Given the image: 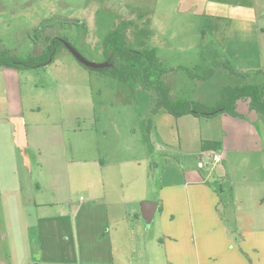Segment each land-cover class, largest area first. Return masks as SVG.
I'll use <instances>...</instances> for the list:
<instances>
[{
  "label": "crops",
  "instance_id": "1",
  "mask_svg": "<svg viewBox=\"0 0 264 264\" xmlns=\"http://www.w3.org/2000/svg\"><path fill=\"white\" fill-rule=\"evenodd\" d=\"M208 1L214 13L200 29L216 34L222 57L240 58L242 71L264 70V0ZM247 28L257 39L256 63L242 45L228 51L226 34ZM0 70L6 99L0 128L10 131H0V264H264V116L248 100L237 103L241 117L176 118L166 111L155 117V95L137 88L149 104L140 130L100 123L106 140L99 153L89 102L85 116L75 111L55 120V111L45 116L41 106H24L19 71ZM75 95L80 92L66 94ZM160 117L178 126V134L163 137L155 123ZM80 119L89 125L79 129ZM204 142L217 149L203 150ZM125 143L134 145L136 171L102 170ZM215 152L223 156L220 166L200 169ZM33 157L38 180L27 170L25 188L17 165L23 159L28 166ZM156 158H172L182 170L167 169L156 182L150 171Z\"/></svg>",
  "mask_w": 264,
  "mask_h": 264
},
{
  "label": "rangeland",
  "instance_id": "2",
  "mask_svg": "<svg viewBox=\"0 0 264 264\" xmlns=\"http://www.w3.org/2000/svg\"><path fill=\"white\" fill-rule=\"evenodd\" d=\"M207 1L0 0V50L6 49L19 58H26L43 53L48 45L45 37H63L89 61L103 63L107 59L104 52L106 37L114 30H121L126 33L130 47L155 51L166 69L175 70L167 78V83L169 86L172 85L171 89L174 93H182L183 86H187L191 89L187 91L189 94H186L187 98L184 99L199 97L209 106H214L216 99L219 101L221 98L219 91L221 84L225 81L224 76H218L211 82L195 83L183 70H179L186 68L205 71L222 57L216 34L211 31L202 32L200 29L202 23L206 24L212 19L211 15L214 13L215 7H211ZM229 4L231 7L228 8L233 9L234 2ZM44 24L51 27L44 28L42 38L36 42V36H40V33L35 32ZM226 35L231 37L229 52L234 51L233 48L237 45H242L244 52L250 49L249 55L256 63L258 45L253 30L247 28L242 34L235 30L234 33ZM220 36L223 37L225 34ZM234 58L237 61L240 59ZM236 60H232L234 67L239 66ZM66 64L76 65L86 77L75 75V72ZM19 72L24 106L26 104L32 107L41 106L44 110L42 115L46 116V112L52 110L58 117L55 120H59L60 117L65 119L67 115L68 117L75 115V111L85 116L86 103L89 102L92 105L91 115H94L93 111H95V120L97 119L99 124V127L94 124L99 153L103 150L106 140L102 134L104 126L101 124L109 123L111 126L107 130L113 128L115 124L122 132L124 130L127 133L138 132L141 124L140 114L148 112L149 104L143 94H137L138 91L132 93L124 83L102 71L85 68L65 46L58 49L50 65ZM251 76L252 79L256 78L254 74ZM194 83L199 84V87L196 89L197 94L192 95ZM259 83L264 86V76L259 78ZM2 84L0 70V115L6 114V99L2 93ZM69 90H76L80 92V95L67 97ZM85 96L88 97L87 102ZM30 109L26 112L29 113ZM159 113L160 111L153 116L156 117ZM3 118L0 119V124L5 123ZM155 123L156 128L161 129L163 137L168 138L178 134V126L166 124L162 117L160 121L155 120ZM77 124L82 126L79 129H84L89 122L80 119ZM151 124L152 121L149 120V125ZM5 127L9 131V127L4 126L0 128L2 133L5 132ZM133 146L129 147L128 143H125V149L119 152L120 155L107 160L108 164L101 169L112 173L122 171L124 175L136 171ZM30 169H32L33 178L38 180L37 160L35 158L30 160L28 166L23 159L19 160L17 179L23 180L25 188L28 186V178L26 180L25 176ZM167 169L182 170L172 158L168 163L163 159H154V164L150 168L153 180L157 182L161 172ZM123 180L122 194L125 193V176ZM133 187L135 188L134 184ZM137 187L139 189L140 185L137 184Z\"/></svg>",
  "mask_w": 264,
  "mask_h": 264
},
{
  "label": "trees",
  "instance_id": "3",
  "mask_svg": "<svg viewBox=\"0 0 264 264\" xmlns=\"http://www.w3.org/2000/svg\"><path fill=\"white\" fill-rule=\"evenodd\" d=\"M48 27H51V25L44 24L35 32L40 33V36H36V42L42 38L44 28ZM127 38L126 33L121 30H114L106 37L104 52L107 56L106 62H110L111 65L98 71H102L124 83L132 93H135L137 88L153 93L156 98L152 111L153 115L159 111H166L176 118L185 115H192L197 118H212L224 113L241 117L242 115L237 111V103L248 100L251 109L264 116V86L259 83V78L264 76V70L242 71L234 67L224 57L219 58L213 63L212 67L205 71L179 69L183 70L189 79L195 83L211 82L218 76H224L225 81L221 84L219 91L221 98L219 101L216 99L214 106H209L206 102L201 101L199 97L184 99L187 98L186 94H189L187 91L191 89L190 87L183 86L182 93H174L171 89L172 85L169 86L167 83V78L175 70L166 69L155 51L138 50L130 47ZM45 41L48 42V45L42 54L31 55L26 58H19L9 50L1 49L0 69L20 71L46 67L53 62L58 49L64 47L63 41L68 42L63 37L50 38L49 36L45 37ZM250 73L254 74L256 78H250L252 77ZM195 83L193 84L192 95L197 94L196 89L199 87V84L195 85ZM215 149H217L216 143H203V150Z\"/></svg>",
  "mask_w": 264,
  "mask_h": 264
},
{
  "label": "water",
  "instance_id": "4",
  "mask_svg": "<svg viewBox=\"0 0 264 264\" xmlns=\"http://www.w3.org/2000/svg\"><path fill=\"white\" fill-rule=\"evenodd\" d=\"M63 43L64 46L70 51V53L76 58V60L87 68L99 70V69L108 68L111 65L110 62H103V63L91 62L88 59H86L73 45H71L66 41H63ZM152 219H153V215L151 213L146 214L145 220L147 224H150L152 222Z\"/></svg>",
  "mask_w": 264,
  "mask_h": 264
},
{
  "label": "built area",
  "instance_id": "5",
  "mask_svg": "<svg viewBox=\"0 0 264 264\" xmlns=\"http://www.w3.org/2000/svg\"><path fill=\"white\" fill-rule=\"evenodd\" d=\"M223 156L218 153L215 152L212 155H210V162L209 163H204V161H201L199 166L201 169H204L205 167H208L211 171H213L215 168H217L218 166H220V164L223 161Z\"/></svg>",
  "mask_w": 264,
  "mask_h": 264
}]
</instances>
